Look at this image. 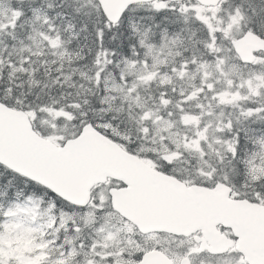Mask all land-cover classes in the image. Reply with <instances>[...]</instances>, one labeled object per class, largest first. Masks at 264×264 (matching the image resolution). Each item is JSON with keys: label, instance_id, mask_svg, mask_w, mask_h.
I'll use <instances>...</instances> for the list:
<instances>
[{"label": "snow or ice", "instance_id": "1", "mask_svg": "<svg viewBox=\"0 0 264 264\" xmlns=\"http://www.w3.org/2000/svg\"><path fill=\"white\" fill-rule=\"evenodd\" d=\"M0 264H264V0H0Z\"/></svg>", "mask_w": 264, "mask_h": 264}]
</instances>
